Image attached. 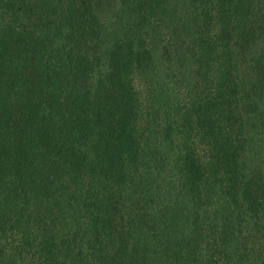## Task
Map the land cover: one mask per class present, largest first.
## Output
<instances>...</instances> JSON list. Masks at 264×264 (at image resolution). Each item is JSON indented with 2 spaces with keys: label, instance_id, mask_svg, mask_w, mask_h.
Returning a JSON list of instances; mask_svg holds the SVG:
<instances>
[{
  "label": "trees",
  "instance_id": "1",
  "mask_svg": "<svg viewBox=\"0 0 264 264\" xmlns=\"http://www.w3.org/2000/svg\"><path fill=\"white\" fill-rule=\"evenodd\" d=\"M163 2L129 0L130 38L106 49L95 11L111 8V0H0V229L10 230L12 238L6 252L0 243V264H140L141 254L151 250H172L166 264H186L187 255L175 251V238L164 234L176 212L167 205L157 221L153 211L157 189L148 166L158 157L156 149L146 148L149 99L137 81L148 69L151 50L141 37L131 38L152 22ZM192 3L189 22L173 29L168 63L183 60L177 50L187 35L201 67L219 62L221 80L211 90L201 81L205 99L182 113L178 132L193 142L199 124V137L206 139L204 149L183 157L182 176L194 194L220 192L221 210L241 220L235 230L234 221L223 218L222 244L214 246L213 256L225 264H247L236 248L222 245L230 236L243 238L241 223L247 219L254 231L264 230V174L252 172L250 132L237 98L243 94L240 83L264 91V0ZM56 35L66 41L58 50ZM124 190L131 237L123 247L112 227ZM40 203L47 205L44 214ZM11 204L24 216L13 219ZM201 210L193 209L198 226L189 241L197 239L205 214L212 212L201 216ZM35 214L50 225L17 238L16 226L29 224ZM80 225L94 239L90 249L76 253Z\"/></svg>",
  "mask_w": 264,
  "mask_h": 264
},
{
  "label": "rangeland",
  "instance_id": "2",
  "mask_svg": "<svg viewBox=\"0 0 264 264\" xmlns=\"http://www.w3.org/2000/svg\"><path fill=\"white\" fill-rule=\"evenodd\" d=\"M111 3V8L99 6L96 7L95 11V17L98 18L97 27H102L100 30L105 35L104 48L106 49L113 47L117 41L129 39L134 23L132 10H129V0H111ZM163 3L164 5L158 6L152 22L145 28L137 29L131 35V38L141 37L147 44L148 49L151 50L148 69L138 75L137 81L140 83L142 95L149 99L147 104H149L148 111H150L151 120L144 121V129L148 137L146 148L147 150L156 149L158 157L150 162L148 166L154 177L152 179L154 180V187L157 189L152 193L155 195L153 211L157 213V221L161 219V214H158V212L165 211L167 205L171 206L176 212L170 219V232L165 230L164 234L166 237L172 236V238H175L172 240L175 251L179 249L187 255L186 264H225V261L213 256V254L215 255L214 246L222 244V237L218 233L221 229L220 223L223 218L231 219L234 221L230 224L231 228L237 230L241 220L238 219L236 212L221 210L223 198L217 190L216 192L209 190L197 195L192 193L190 188L185 185L187 180H185V176H182L183 157L187 158L192 150L198 153L199 149H204L201 143H205L206 139L201 140V134L199 137L200 126L197 123L196 129L192 131V137L195 139L193 142L192 140L187 141L189 140L188 134H181L177 130V127L182 123V113L185 106L195 107V102L205 99L207 94L205 89L207 88L204 87L203 90H200L199 84H202L201 81L206 80L209 83V86L205 83L206 87L210 90L214 87L218 88L217 82L221 80L220 64L216 61L210 66L203 65L201 67L200 57L190 54V48H192L194 40L187 35L181 37V39H184L183 47L181 46L177 50L183 60L179 61L178 64L168 63L170 58L168 59L166 48H169L168 42L173 39V29L181 26L183 22H189L188 16L192 13L194 7L192 0H164ZM41 4L44 6L43 1ZM63 45H66L65 38L60 35L54 36V49H61ZM170 51H173V48ZM63 56L65 57V54L61 52V57ZM239 91L243 94L237 96L240 101L238 110L245 115V122L250 132L248 149L250 151L249 160L252 164V172L258 169L262 170L264 174V91H255L249 82L248 84L246 82L240 83ZM197 108L198 105L194 110ZM251 114L254 119L249 118ZM171 124L172 128L170 129ZM159 125L162 127H159ZM258 161L262 163L261 167L254 168L255 162L258 163ZM122 197V201L118 199L120 204L115 211V213H118L120 209L121 214L117 215V220L112 228L118 237L119 243L124 247L126 240L131 237V234L126 232V190L122 191ZM37 200L36 197L35 205L39 204ZM196 205L202 209L201 216H204L206 209L212 212L205 214L206 221L202 222V226H199L200 235L197 236V239L189 241L198 226L195 224L193 211ZM46 207V204L40 203L37 209L42 211L41 214H44L47 212ZM11 208L16 209L14 212L16 213L15 218L13 219L18 220L19 215L24 216L16 205L11 204ZM37 215L35 214L29 224L16 226L18 228L17 238L21 237L27 229L36 228L38 232H41L50 225V221H42V218H37ZM247 220L243 221V224L241 223V226H244L242 229L243 238L241 240L231 239L230 236V241L225 240L222 248L223 250L227 247L230 249L236 248L239 251L237 254L246 257L247 264H264V230L261 229L259 233L254 231L252 229L253 224ZM84 229V226H79L78 230L81 231L79 233L81 236L78 238L79 244L76 253H79L81 248H84V250L90 249V242L94 239L92 234L84 235ZM188 233L190 236L184 240ZM9 242H12L10 230L0 229L1 248L5 247V252L10 247ZM187 243L189 244L187 245ZM153 251L151 250L147 254L142 253L140 264H166L170 261V257H173L172 250L170 252H160L158 250L157 253Z\"/></svg>",
  "mask_w": 264,
  "mask_h": 264
}]
</instances>
